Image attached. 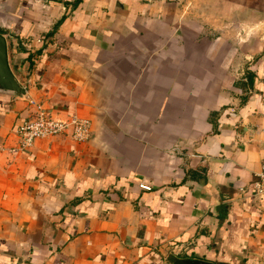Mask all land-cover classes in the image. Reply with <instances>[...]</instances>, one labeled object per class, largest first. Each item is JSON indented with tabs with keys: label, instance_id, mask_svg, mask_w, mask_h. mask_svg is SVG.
I'll list each match as a JSON object with an SVG mask.
<instances>
[{
	"label": "crops",
	"instance_id": "0c3cea01",
	"mask_svg": "<svg viewBox=\"0 0 264 264\" xmlns=\"http://www.w3.org/2000/svg\"><path fill=\"white\" fill-rule=\"evenodd\" d=\"M75 3L0 0V264H264V0ZM35 103L89 138L19 149Z\"/></svg>",
	"mask_w": 264,
	"mask_h": 264
},
{
	"label": "built area",
	"instance_id": "2783aa9c",
	"mask_svg": "<svg viewBox=\"0 0 264 264\" xmlns=\"http://www.w3.org/2000/svg\"><path fill=\"white\" fill-rule=\"evenodd\" d=\"M33 105L35 113L26 118L16 129L19 149H27L35 140L55 135H65L75 142H83L89 138L91 123L87 118L78 115L57 118L46 113L41 103ZM139 186L150 190L147 185L140 184ZM251 197L257 207L264 210V154L261 169L256 173L252 184Z\"/></svg>",
	"mask_w": 264,
	"mask_h": 264
},
{
	"label": "water",
	"instance_id": "95a60500",
	"mask_svg": "<svg viewBox=\"0 0 264 264\" xmlns=\"http://www.w3.org/2000/svg\"><path fill=\"white\" fill-rule=\"evenodd\" d=\"M0 93L6 95L25 96L26 89L17 81L7 62V41L0 34ZM165 262L168 264H218L199 258L178 257L167 253Z\"/></svg>",
	"mask_w": 264,
	"mask_h": 264
},
{
	"label": "trees",
	"instance_id": "16d2710c",
	"mask_svg": "<svg viewBox=\"0 0 264 264\" xmlns=\"http://www.w3.org/2000/svg\"><path fill=\"white\" fill-rule=\"evenodd\" d=\"M78 1H79V0H76V3H77ZM76 3H75V4H76ZM65 4L68 5V7H69V3H68V2H65ZM72 4H73V3H72ZM252 76H253V75L250 74V73L247 74V80H248V84H249V85H251V83H252V79H253Z\"/></svg>",
	"mask_w": 264,
	"mask_h": 264
}]
</instances>
